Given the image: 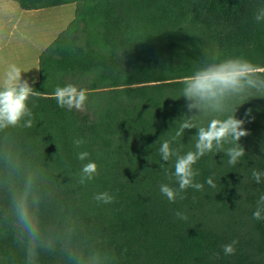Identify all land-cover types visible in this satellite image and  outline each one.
I'll return each mask as SVG.
<instances>
[{"label": "trees", "instance_id": "trees-1", "mask_svg": "<svg viewBox=\"0 0 264 264\" xmlns=\"http://www.w3.org/2000/svg\"><path fill=\"white\" fill-rule=\"evenodd\" d=\"M14 1L23 9L77 5L75 18L41 53L39 79L29 82L38 92L28 101L33 126L0 130V157L11 152L20 164L16 182L32 174L41 195L38 215L53 243L37 264H68L69 250L82 252L88 264H264V220L253 219L264 179L251 176L253 169L264 172V98L236 102L243 103L236 117L249 121L236 165L223 152L195 165L197 181L211 176L215 188L204 183L203 191L189 188L169 202L160 185H178L168 179L173 162L159 153L187 112L181 81L206 54L243 57L264 72V22L254 20L264 0ZM69 83L87 89L83 111L51 98ZM196 132L186 129L171 146L180 154L194 150ZM75 138L85 141L79 150ZM83 150L99 167L86 185L79 183L84 162L76 156ZM7 184L0 160V264H25ZM105 191L115 196L110 204L94 199ZM245 201L252 207L243 210L248 218L240 228L236 215ZM233 240L235 254L224 255Z\"/></svg>", "mask_w": 264, "mask_h": 264}, {"label": "clouds", "instance_id": "clouds-1", "mask_svg": "<svg viewBox=\"0 0 264 264\" xmlns=\"http://www.w3.org/2000/svg\"><path fill=\"white\" fill-rule=\"evenodd\" d=\"M254 20L264 22V7L259 8ZM21 67L10 64L0 74V130L21 127L29 129L34 124V115L28 105L31 97L38 92L28 80L22 79ZM181 97L186 100L187 112L178 119L177 130L170 140H164L159 148L163 161L173 162L174 171L168 175L178 187L168 183L160 185V192L171 203L183 199L182 193L191 188L197 191L204 190V183L215 188L216 184L211 176L204 183L197 181L199 170L197 162L211 152H223L227 157L228 165H236L245 155V149L240 144L242 137L249 135V130L243 125L247 119H238L235 115L239 105L253 97L264 98V72L251 61L243 57L219 58L216 54H206L200 66L181 81ZM180 97V98H181ZM51 98L55 99L60 108L69 111H83L88 101L87 89L69 83L57 86ZM237 101L243 103L236 104ZM234 113L228 115L233 110ZM251 109L245 117L251 115ZM190 113V115H189ZM206 117L207 124L199 118ZM197 129L194 150L180 154L171 144L179 137H184L185 130ZM192 138V139H193ZM85 143L83 138H75L73 146L79 150ZM225 145H230L225 147ZM77 159L82 163L79 170V183L86 185L99 175V167L95 161L89 159L90 153L86 150L76 152ZM147 159L151 162L150 156ZM2 160L4 172L8 177L6 189L8 192V212L17 242L25 250V264H37L42 251L52 246L48 229L38 215L41 195L36 188L35 177L32 174L24 176L22 182L17 183L15 177L20 175L19 161L11 152H6ZM252 179L260 183L264 179V172L253 169ZM94 199L103 204H110L115 196L107 191L95 194ZM178 219L186 220L187 216L180 211L176 212ZM253 219L264 220V195L259 197L257 207L253 212ZM63 244V241H58ZM233 240L223 246L224 255L235 254ZM68 264H88V257L82 252L69 250Z\"/></svg>", "mask_w": 264, "mask_h": 264}, {"label": "crops", "instance_id": "crops-1", "mask_svg": "<svg viewBox=\"0 0 264 264\" xmlns=\"http://www.w3.org/2000/svg\"><path fill=\"white\" fill-rule=\"evenodd\" d=\"M76 3L23 9L14 0H0V74L10 64L23 70L22 79H39L41 53L76 16Z\"/></svg>", "mask_w": 264, "mask_h": 264}, {"label": "rangeland", "instance_id": "rangeland-1", "mask_svg": "<svg viewBox=\"0 0 264 264\" xmlns=\"http://www.w3.org/2000/svg\"><path fill=\"white\" fill-rule=\"evenodd\" d=\"M33 82V81H30ZM252 204L249 202H243L241 205V209L237 211L236 220L239 221L240 228H243V225H245V221L248 218V215L243 211L244 209L251 208Z\"/></svg>", "mask_w": 264, "mask_h": 264}]
</instances>
